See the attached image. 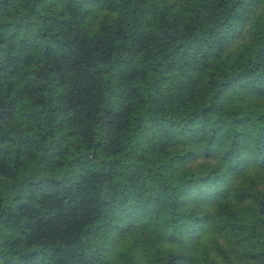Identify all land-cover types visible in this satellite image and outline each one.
Returning a JSON list of instances; mask_svg holds the SVG:
<instances>
[{"label":"trees","instance_id":"16d2710c","mask_svg":"<svg viewBox=\"0 0 264 264\" xmlns=\"http://www.w3.org/2000/svg\"><path fill=\"white\" fill-rule=\"evenodd\" d=\"M0 264H264V0H0Z\"/></svg>","mask_w":264,"mask_h":264}]
</instances>
